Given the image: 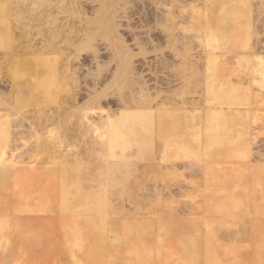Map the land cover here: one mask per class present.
<instances>
[{
    "label": "bare ground",
    "instance_id": "bare-ground-1",
    "mask_svg": "<svg viewBox=\"0 0 264 264\" xmlns=\"http://www.w3.org/2000/svg\"><path fill=\"white\" fill-rule=\"evenodd\" d=\"M132 1L0 0L8 6L0 7V195L13 192L26 201L11 206L0 200V264H20L28 246L43 241L19 214L50 211L52 199L68 264H165L171 246L179 254L176 264H245L239 230H231L250 219L258 264H264V173L258 172L264 153L254 155V165L230 163L233 152L255 153L251 142L264 133V62L251 42L264 26V0H211L212 30L223 35L213 41L227 65L210 51L206 59L195 55L199 44L205 47L197 36L210 33L211 18L195 20L183 13L182 0H173L171 11L153 21L169 50L154 51L164 88H151L136 70L134 60H145L149 47L134 33L135 52L123 37ZM83 71L81 83L91 85L80 101ZM115 91L127 129L104 105ZM222 119L242 123L245 131L235 134L233 152L217 147L224 169L205 164L214 156L209 147L191 145ZM144 175L151 177L149 187ZM31 180L41 189L25 194ZM176 187L174 197L165 195ZM201 237L206 241H196Z\"/></svg>",
    "mask_w": 264,
    "mask_h": 264
},
{
    "label": "rangeland",
    "instance_id": "rangeland-1",
    "mask_svg": "<svg viewBox=\"0 0 264 264\" xmlns=\"http://www.w3.org/2000/svg\"><path fill=\"white\" fill-rule=\"evenodd\" d=\"M135 1H136V3H135ZM138 1V2H137ZM156 1H158L159 2V0H156ZM165 0H161L160 2H161V4L163 5H160L158 2V4H157V6L159 7V6H162V8L161 7H159V9H162V11L160 10V12H159V14H158V9H156L157 8V6L156 5H154V4H152V1H151V3H150V0H143V1H139V0H133L132 2V6L130 5V7L127 9V10H129L131 7H133V8H131L130 9V13L129 12H127V16H128V19H130L129 21H131V22H129L130 23V26L128 25V24H126V23H128V21L126 20V22H125V20H124V23L127 25V26H129L128 28H129V31H130V33H127V32H124V30L127 28V26L125 25V27H123V29L121 30V31H123L122 32V34H124L123 35V37H124V39L126 40V42H127V44L128 45H131V47H132V49L135 51V52H137L136 51V47H134V45L133 44H131L132 43V41H134L133 39H136V38H134V37H138L137 39H139L140 41H141V43L143 44V42H144V45L145 46H148L147 48H148V50H149V52H148V50H147V52H146V59L144 60L143 58H139L138 59V57H136V59L134 60L135 61V66H136V70H138L139 71V73H143L142 75L145 77V80L148 82V85L150 86L151 85V88H153V86H154V88H156V87H162L163 86V84L162 83H164L165 84V79H164V75L163 74H161V73H157V70L158 69H156L157 67H155L154 68V64H155V55L157 54V51H158V54H160V53H165V54H168L169 53V50L166 48V46L167 45H164V41L167 43V40H166V38H165V36H164V34L161 32V31H159V29H155L156 27L154 26L155 25V22H153V21H155V17H159V16H161L162 15V13L165 11L166 13H169L170 11H171V6H172V1L173 0H168V2H167V0H166V2H164ZM203 1V2H202ZM139 2H142V4L141 3H139ZM144 2H145V4H144ZM148 2V3H147ZM182 2L184 3L183 4V8H182V11H183V13H185L187 16H191V17H194V19L196 20H199V21H204L205 19H204V17L206 18V16H209L211 19V21L208 23V29L206 28V30H208V31H210V33L209 34H205V32H203V33H201V36L199 35V36H197V41L198 40H200L202 43H203V46H205V47H202L200 44H199V47H197L196 49L197 50H195V55H198L199 57H201V58H204V59H206L207 57L206 56H208V53H209V51L210 52H212L214 55H217L218 57H220V61H221V59L223 58V64L224 65H227L228 63H227V60H228V57H227V59H226V57H222V56H224V54L221 52V53H219L220 51H219V45H214V41L213 40H215V43H216V41H217V39L216 38H220V36H223V35H219L218 33H216V34H214V32H215V30H212V29H214V26H215V28L217 27V25H215V24H217L215 21L217 20V19H215L214 18V13L216 12L215 11V6H214V4H213V1H211L210 0V2H209V0H182ZM167 3V4H166ZM170 3V4H169ZM186 3V4H185ZM205 3V4H204ZM134 4V5H133ZM147 4V5H146ZM153 5V6H150V5ZM142 5V6H141ZM144 5V6H143ZM135 6V7H134ZM150 6V7H149ZM169 6V7H168ZM202 6H203V8H202ZM147 7V8H146ZM144 8V9H143ZM165 8V9H164ZM208 10V11H206V9ZM138 9H139V11H138ZM146 9V10H145ZM135 10V11H134ZM156 10H158V11H156ZM142 11V12H141ZM154 12H156V13H154ZM164 12V13H165ZM206 13H207V15H206ZM153 14V15H152ZM157 14V15H156ZM192 14V15H191ZM130 16V17H129ZM152 16H153V18H152ZM203 16V17H202ZM204 19V20H203ZM213 21V22H212ZM149 22H151L150 23V25H149ZM145 23V24H144ZM212 24V25H211ZM131 25H132V27H131ZM151 25H152V27H151ZM143 26H144V28L148 31H146L145 29H143ZM148 26L150 27V29L148 28ZM135 27V28H134ZM142 27V28H141ZM212 27V28H211ZM127 28V29H128ZM136 28H137V30H136ZM126 29V30H127ZM134 29H135V31H134ZM145 30V31H144ZM155 30V31H154ZM128 31V30H127ZM128 31V32H129ZM132 31H133V33H132ZM149 31H151V32H149ZM214 31V32H213ZM217 31V30H216ZM259 31V30H258ZM141 32V33H140ZM160 32H161V34H160ZM134 33H135V36L133 37V35H134ZM150 33V34H149ZM133 34V35H132ZM138 34H140L141 36H139ZM160 34V35H159ZM163 35V36H162ZM214 35V36H213ZM219 37H218V36ZM146 36V37H145ZM148 36V37H147ZM258 36V37H257ZM256 37H254V38H252L251 39V42H252V46L254 47L255 46V49H256V51L258 52V54H260L259 56L261 57V58H263V61H264V26L260 29V31H259V33H258V35H257ZM133 37V38H132ZM140 37V38H139ZM210 37H211V39H210ZM216 37V38H215ZM258 38V39H257ZM149 39H150V41H149ZM256 39V42L254 41ZM132 40V41H131ZM148 40V41H147ZM153 40V41H152ZM207 40V41H206ZM253 40V41H252ZM159 41V42H158ZM200 41H198V42H200ZM146 42H148V43H146ZM156 43V44H154V43ZM160 42H162V44H158V43H160ZM146 43V44H145ZM148 44V45H147ZM153 44H154V46H153ZM205 44V45H204ZM133 45V46H132ZM210 45V46H209ZM165 46V47H164ZM156 49H155V48ZM158 47H159V49H158ZM202 47V48H201ZM146 48V47H145ZM154 48V49H153ZM201 48V49H200ZM204 48V49H203ZM212 49V50H211ZM258 49V50H257ZM101 56H104L105 54H106V51L104 52L103 51V48H101ZM164 50H165V52H164ZM154 51H155V53H154ZM167 51V52H166ZM207 51V52H206ZM151 52H152V54L154 53V55H152L151 54ZM197 52V53H196ZM218 52V53H217ZM104 53V54H103ZM205 53H206V55H205ZM148 54H150L149 56H148ZM212 56V54L210 53V57ZM84 59V61L82 60V62L84 63V64H89V62H88V59L86 60V57L85 58H83ZM138 59V60H137ZM142 59H143V61H142ZM226 59V60H225ZM225 60V61H224ZM139 61V62H138ZM201 63H205V62H201ZM86 64V65H87ZM147 69V70H146ZM152 69H153V71H152ZM156 69V70H155ZM203 70H204V68H202ZM141 71V72H140ZM211 70L210 69H207V70H205V72H210ZM217 71V70H216ZM153 72V73H152ZM158 72H159V70H158ZM82 73L84 74V71L83 72H81V74H80V88H79V90H78V92H79V94H78V97L80 98H78L80 101H82V99H83V101H85V99H86V94L85 93H88L87 92V90L89 89L88 87H86L87 86V84H89V85H91V82H89V81H86V83L84 84V82L83 83H81L82 81H84V75H82ZM147 73V74H146ZM157 73V74H156ZM214 73H215V70H214ZM159 74V75H158ZM161 75V76H160ZM215 75L216 76H218L219 77V75H220V77L219 78H222V75H221V71H217L216 73H215ZM83 79H82V78ZM159 78V79H158ZM153 83V84H152ZM155 83V84H154ZM83 84H84V86H83ZM6 85H7V88H6ZM6 85H4V84H2L1 85V88L2 89H4V90H6V89H8V87H9V85L8 84H6ZM161 85V86H160ZM82 87V88H81ZM84 88H86V89H84ZM88 88V89H87ZM162 88H164V87H162ZM81 90V91H80ZM212 88H208L207 90H206V94H210L211 92H212ZM85 93H84V92ZM210 91V92H209ZM82 92V93H81ZM111 92H112V90H111ZM209 92V93H208ZM81 93V94H80ZM116 93H117V91H115L114 93H112L110 96H108L107 97V99H108V101H107V99L104 101V105L105 106H107V104H108V108L110 109V112L113 110V111H116V117H118V122H117V124L118 123H120V125L124 128V129H127V128H129V122H128V117H127V115H126V113H124V111L122 110V109H120V108H118V104H116V103H118V101H117V97L115 96L116 95ZM80 95V96H79ZM85 95V96H84ZM82 96H84V97H82ZM112 96H113V99H114V101L112 100ZM114 97H116V98H114ZM116 99V100H115ZM260 99H263V96H261L260 97ZM116 101V102H115ZM108 102V103H107ZM263 104V102H261L260 103V105H262ZM264 107V106H263ZM246 108V107H245ZM247 108H249L248 106H247ZM246 108V109H247ZM248 110H250V111H252V109L250 108V109H248ZM223 120V121H222ZM222 120H220V122L218 121V124H212V127H211V132H212V134H210L209 136H207V137H202L201 138V140H199L198 141V143H196L195 141H192L191 142V145L192 146H194L196 149H198V151H201V150H203L205 147H209V150L208 151H206V152H214V158L212 157V158H207V160H206V158H204V161H205V164L207 165V166H209V167H214V166H220V168L221 169H224V168H226V166L225 165H223V159H221V160H223V161H221L220 160V156H218V154L217 153H219L220 151H217L216 149H219V148H217V147H220L221 149H223V151H226V150H229V151H231V152H233V150L235 149V147L238 145L235 141H236V135L238 134V133H240V130L242 129V128H239L238 126H240V127H243V124L242 123H239V125H237L238 123L236 122V124H235V122H232V123H230V122H227L226 121V119H222ZM226 123V124H225ZM215 125V126H214ZM214 126V127H213ZM239 131V132H238ZM241 132H245V131H243V129L241 130ZM237 133V134H236ZM236 134V135H235ZM259 134V135H258ZM257 134V136L258 137H255V139H250V138H247V142L249 143V142H251V140H252V142L254 143L255 141L257 142V143H252L251 142V148H253V152H255V153H251L252 154V156H251V154H247V155H245L244 156V154H243V156L240 154V153H238L237 155H236V152L234 153H232V154H234V155H232V154H230V160L232 161H230V163H235V164H244V165H242V166H245V165H247V163L248 164H250V162L249 161H251V164H253V162H255V161H257L255 158L256 157H254V155H257V153L258 152H262V153H264V133H258ZM202 141V142H201ZM205 144H204V143ZM215 142V143H214ZM238 142V141H237ZM213 143V144H212ZM239 143V142H238ZM250 144V143H249ZM228 146V147H227ZM261 148V150H259L258 151V148ZM203 148V149H202ZM263 148V149H262ZM216 151V152H215ZM250 155V156H249ZM236 156V157H235ZM239 156V157H238ZM247 156V157H246ZM245 157H246V159H245ZM233 159V160H232ZM213 160V161H212ZM249 160V161H248ZM239 161V162H238ZM247 163H246V162ZM219 162V163H218ZM256 163V162H255ZM254 163V164H255ZM262 164H264L263 162H261ZM259 164V165H262V164ZM253 164V165H254ZM263 167H261L262 168V170L261 169H259V171L258 172H260V174H263L264 172V165H262ZM259 167V168H260ZM244 168H246V167H244ZM261 170V171H260ZM141 178L143 179V184L144 185H146V186H150L153 182L152 181H150V180H146V179H151V177L150 176H148L147 178H146V176L144 175V176H141ZM150 182V183H149ZM196 182H198V184H199V186H203V184H204V182L202 181V179L200 178V179H198V177H197V179L195 180V183ZM28 184L25 186V187H23L24 188V190L22 191V192H26V191H30V193L32 194V193H35V192H38L40 189H41V185H39L38 183H37V181L36 180H31V182H27ZM35 184V185H34ZM149 184V185H148ZM197 184V183H196ZM33 185V186H32ZM177 189V187L176 188H171V191L169 190L168 192H167V190H165L166 192L165 193H168V194H165L167 197H169V195H170V197H174L176 194H178L179 192L176 190ZM148 191H149V189H148ZM169 192H170V194H169ZM13 192H11V193H6V195L4 194V193H1V197H0V200L2 201H0L1 202V204L5 201V199H7L6 200V202L3 204V205H6V203L7 204H9V205H11V202H12V205L13 204H15V201L18 199L16 196H13V194H12ZM29 193V194H30ZM26 194V193H25ZM30 194V195H31ZM175 194V195H174ZM22 195V194H21ZM172 195V196H171ZM4 196V197H3ZM23 197V196H22ZM5 198V199H4ZM8 199H9V201H8ZM12 199V200H11ZM21 199L22 198H19V200H17L18 202H20L21 201ZM142 201H143V203L144 204H146L148 201H146V200H144L143 198H142ZM9 202V203H8ZM21 202H23V201H21ZM200 203L202 202L201 200L199 201ZM23 203H26V201H24ZM128 203H130V202H128L127 201V203H126V205H127V207H130V205L131 204H128ZM51 204V205H50ZM54 204H55V202H54V200L52 199V200H50V203H49V207L52 209V210H50V211H47V212H37V213H35V212H33L34 214H32V211H29V213H30V215H29V213L28 212H25V213H23V214H19V217L22 219V221H23V223H26V224H28V226H31L32 228H34V226H35V228H36V230H35V228H34V230H33V232H34V236L35 235H37L36 237H40V236H43V241H42V238L40 237V240H38L37 242H36V244L38 243L39 245H40V243L41 244H43L42 245V247L40 248V246L37 244V246H36V244H34V247L33 246H28V248H27V252H26V254L21 258V260H20V264H39V260H40V264H61V262H62V264H68L67 263V259H66V257H65V255L62 253V251H61V249L59 248V245H58V238H59V228H58V224H59V214H58V212L56 211V210H54V208L53 207H55L54 206ZM11 205V206H12ZM31 205H33V204H31ZM39 213V214H38ZM32 214V215H31ZM43 214V215H42ZM48 214V215H47ZM37 216V217H36ZM47 217H48V220H47ZM261 220H264V210H263V212L261 213V216L259 217ZM30 219H31V221H30ZM40 219H41V221H40ZM52 219V220H51ZM50 220H51V222H50ZM39 221H40V223H39ZM43 221H44V223H43ZM47 221V222H46ZM246 221H249L248 222V224H246V225H243V222L241 223V226L240 227H238V228H234V230H231V231H237V230H239V232L236 234V238H238V241H237V245L239 244L240 245V248H242V246L244 245V248H245V251H243L244 250V248L243 249H240V252H241V255H242V259L245 261V264H258V256L256 255V253H257V251H256V245H255V240H256V238H255V233H254V230H253V226H254V219H250V220H244V223L246 222ZM49 222V223H48ZM38 225H37V224ZM41 223H42V226H40L41 225ZM46 223V224H45ZM37 226H36V225ZM40 224V225H39ZM244 226H246V228H244ZM49 227V228H48ZM252 227V228H251ZM37 228L38 229H40V230H38L37 231ZM46 228V229H45ZM249 228V229H248ZM48 229V230H47ZM243 229V230H242ZM47 231V233H46V231ZM241 230H242V232H241ZM41 231H42V235L40 234L39 235V233H41ZM230 231V232H231ZM251 231V232H250ZM36 232V233H35ZM249 233V234H248ZM50 234H52L51 235V237H50ZM53 234H54V236H53ZM39 235V236H38ZM56 235V236H55ZM44 237H45V239H44ZM50 237V238H49ZM245 239H244V238ZM244 239V240H243ZM55 240V241H54ZM50 241V242H49ZM196 241H198V242H200V241H203V242H205L206 241V238H204V237H201V238H197L196 239ZM49 243H50V245H49ZM57 244V245H56ZM243 244V245H242ZM246 245V246H245ZM35 246H36V248H35ZM248 246V247H247ZM252 246V247H251ZM35 248V249H34ZM251 248V249H250ZM168 250V251H167ZM166 250V252H165V255L167 256V258H169V261H166V263L165 264H176L177 262H179V260L177 259L178 258V256L177 255H179L178 253H177V250H175V247H170V248H168ZM244 252V253H243ZM248 252V253H247ZM35 254H36V256H35ZM247 255V256H246ZM251 255V256H250ZM30 256H32V257H30ZM35 258H34V257ZM175 256V257H174ZM177 256V257H176ZM65 257V258H64ZM32 258V259H31ZM33 258H34V260H33ZM44 258V260H42ZM253 258V259H252ZM30 259V260H29ZM36 259V260H35ZM178 260V261H176V260ZM29 260V261H28ZM38 260V261H37ZM53 261H54V263H53ZM174 261H175V263H174ZM37 262V263H36ZM43 262V263H42Z\"/></svg>",
    "mask_w": 264,
    "mask_h": 264
},
{
    "label": "snow or ice",
    "instance_id": "snow-or-ice-1",
    "mask_svg": "<svg viewBox=\"0 0 264 264\" xmlns=\"http://www.w3.org/2000/svg\"><path fill=\"white\" fill-rule=\"evenodd\" d=\"M0 7L7 8L8 6L5 4V5H0ZM133 45L138 47V42L133 41ZM129 51H131V50L129 49ZM262 62H264V61H262ZM0 159H2V157H0Z\"/></svg>",
    "mask_w": 264,
    "mask_h": 264
}]
</instances>
